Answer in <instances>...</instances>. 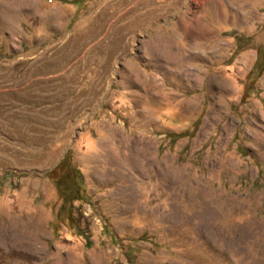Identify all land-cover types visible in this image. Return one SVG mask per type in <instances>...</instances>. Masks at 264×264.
<instances>
[{
	"label": "rangeland",
	"instance_id": "obj_1",
	"mask_svg": "<svg viewBox=\"0 0 264 264\" xmlns=\"http://www.w3.org/2000/svg\"><path fill=\"white\" fill-rule=\"evenodd\" d=\"M0 264H264V0H0Z\"/></svg>",
	"mask_w": 264,
	"mask_h": 264
},
{
	"label": "trees",
	"instance_id": "obj_2",
	"mask_svg": "<svg viewBox=\"0 0 264 264\" xmlns=\"http://www.w3.org/2000/svg\"><path fill=\"white\" fill-rule=\"evenodd\" d=\"M67 163H68V162H67V160H66V156H64V157L59 161V163H58L55 167H53L52 169H50L49 171L46 172V175H47L48 177L52 178L54 171H55L57 168H59L60 166H62V165H64V164H67ZM7 175H8V174L5 173V174L3 175V177H6ZM71 178L74 180V176H73V175L71 176Z\"/></svg>",
	"mask_w": 264,
	"mask_h": 264
},
{
	"label": "bare ground",
	"instance_id": "obj_3",
	"mask_svg": "<svg viewBox=\"0 0 264 264\" xmlns=\"http://www.w3.org/2000/svg\"><path fill=\"white\" fill-rule=\"evenodd\" d=\"M13 236V235H12ZM17 236V235H16ZM14 244V243H13Z\"/></svg>",
	"mask_w": 264,
	"mask_h": 264
}]
</instances>
